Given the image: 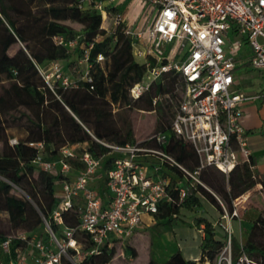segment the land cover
<instances>
[{
  "label": "trees",
  "instance_id": "obj_1",
  "mask_svg": "<svg viewBox=\"0 0 264 264\" xmlns=\"http://www.w3.org/2000/svg\"><path fill=\"white\" fill-rule=\"evenodd\" d=\"M113 10L107 8L110 14ZM100 19L99 11L82 10L77 0H0V264H8L27 245L13 237L7 254L1 243L8 237L23 232L28 240H41L49 247L50 236L44 220L58 238L62 237L61 228H75L79 224L78 205L62 212L60 226L53 222L52 212L59 201L55 185L61 176L45 172L33 163L40 151L45 159L51 160L63 146L86 144L85 149L93 157L104 158L102 170L106 171L113 157L107 155L108 149L98 141L133 144L137 140L130 111L154 112L161 96L174 99L177 104L183 83L175 71L163 73L139 97L130 95V89L146 74L147 65L134 59L132 40L121 25L109 31L100 27ZM73 24L81 28L77 30ZM55 36L65 40L78 37V42L70 48L57 44ZM99 54L102 61H97ZM56 61L64 63L63 70L71 74L73 85L64 87L55 82L52 89L48 86L38 68L45 69ZM158 122L161 129L153 134L167 132L170 122L161 119ZM11 129H18V133L10 134ZM149 137L141 140L142 145L155 147L153 141L147 140ZM12 138L15 142L11 144ZM39 142L42 148L31 145ZM162 149L189 169L197 164L194 152L185 144L171 141ZM81 152L82 149L77 150L78 154ZM71 163L80 167L75 161ZM160 171L171 177V186L189 187L177 168L165 165ZM217 173L221 174L222 182ZM33 175L36 180H26ZM200 178L206 187H189L182 201L173 191L172 201L159 205L155 219H166L169 225L166 230L171 229L172 220L179 218L182 211L198 210L203 204L220 212L222 218L221 199L231 213L232 201L258 184L264 201V179L245 163L237 164L229 175L206 168ZM13 185L30 200L13 194ZM261 207L245 244L234 234L229 236L219 219L211 222L199 216L196 225L202 226L203 238L198 261L185 259L176 251L165 262L151 258L147 264H218L228 239L231 264H264V206ZM41 233L45 235L40 237ZM257 235L259 242H255ZM75 239L83 253L93 247L90 237L83 232H76ZM117 241L113 240L112 245L104 243L99 253L85 255L78 264H109ZM73 253L69 250V254ZM61 264L70 262L62 257Z\"/></svg>",
  "mask_w": 264,
  "mask_h": 264
},
{
  "label": "built area",
  "instance_id": "obj_2",
  "mask_svg": "<svg viewBox=\"0 0 264 264\" xmlns=\"http://www.w3.org/2000/svg\"><path fill=\"white\" fill-rule=\"evenodd\" d=\"M114 1L77 0V6L82 10L93 8L105 17L110 14L107 8L112 7L114 26L121 25L133 46L140 48L135 55L147 65V71L130 89L133 98L139 97L165 72L175 71L180 75L183 85L169 129L147 139L155 147L142 145V141L133 144L98 141L108 149L107 155L113 157L106 171L102 170L104 158L93 157L85 147L78 154V146H63L51 160L45 159L40 151L33 163L45 172L61 176L56 183L60 190L51 216L53 222L60 226L62 212L74 205L80 209V221L75 228H61L62 237L58 238L44 220L50 236L49 247L41 240H28L23 232L8 237L1 243L7 254L13 237L27 244L8 264H61L62 257L70 264H78L85 255L99 253L104 243L112 245L113 240H126L141 232L147 226L146 218L153 222L159 205L172 201L173 191L182 201L189 187H206L200 178L204 169L213 168L225 175L239 163L254 169L247 133L242 126L243 107L264 98V92L247 95L232 87L236 83L238 62L246 63L247 68L264 78V0H142L146 10L141 22L122 4L114 5ZM147 14L153 17L144 24ZM54 41L74 48L78 37L65 40L55 36ZM169 43H173L172 47L165 54ZM102 60L99 54L97 61ZM38 71L51 89L55 82L64 87L74 84L71 75L57 61ZM146 77L149 82L145 81ZM171 141L192 149L197 159L193 169L162 149ZM31 145L42 148L40 142ZM165 165L177 168L189 187L171 186L170 176L160 171ZM96 179L104 180L105 193L92 185ZM222 207V218L237 215L236 208L229 213L223 204ZM221 225L230 236L231 229ZM76 232L90 237L93 243L90 250L81 251ZM227 247H230L229 239ZM69 250L74 253L69 254Z\"/></svg>",
  "mask_w": 264,
  "mask_h": 264
},
{
  "label": "rangeland",
  "instance_id": "obj_3",
  "mask_svg": "<svg viewBox=\"0 0 264 264\" xmlns=\"http://www.w3.org/2000/svg\"><path fill=\"white\" fill-rule=\"evenodd\" d=\"M127 8V11L131 13V16L137 18L140 22L143 18V13L146 10L142 0H115L114 5H120ZM126 10V9H125ZM153 17V14H152ZM151 16H145L144 24L146 21H150ZM74 28L79 30L81 28L78 24H73ZM103 26L107 30H111L114 26L113 16L108 15L103 21ZM173 43L166 45L165 54L169 52ZM140 49L138 46L135 48L132 45V54L136 61L143 62V60L135 55V52ZM186 51V48L184 52ZM62 67L63 63L59 62ZM82 67V65H80ZM48 67V66H47ZM46 67V68H47ZM64 67V66H63ZM246 79V76L243 77ZM155 80L154 82H157ZM146 82L149 79L145 78ZM242 91H247L248 88L244 86L240 87ZM178 93V92H177ZM157 104L155 106L156 111L146 112V111H130V115L133 122V132L134 137L137 141H141L149 137L154 132L161 129V124L158 119H161L164 123H169L173 115V110L175 107V101L168 99V97H158ZM18 129H11L10 134H17ZM40 134L38 133L37 140L39 141ZM15 140L10 139L9 143H14ZM219 181L222 182L221 174L217 173ZM27 181L36 180V175L33 177H27ZM227 183V181H226ZM92 185L99 192H104V182L100 179H96L92 182ZM56 187V194L59 193V186ZM12 193L21 198L30 200L24 191L19 187L13 185ZM221 199V198H220ZM224 206L227 209L226 202L221 199ZM234 204L235 207H234ZM261 206H264V201H262V195L258 191V187H254L251 190L243 193L232 201V211L233 208L237 209V215L233 218H219L220 212L208 207L203 204L201 209L198 210H185V216L180 215L179 218L172 220L171 229L166 230L169 227L166 224L167 220L159 221L158 223H153L149 227H143L144 229L140 233L134 234L131 238L126 240H119L114 245V256L109 264H147L149 259H154L157 262H165L173 253L180 251L185 258H194L200 253V236L202 234L201 227L196 225V220L199 216H204L208 218L211 222H215L219 219L220 223L231 229V234H234L242 244L248 241V234H242L241 226L245 222H253L259 216L261 212ZM197 211V212H196ZM242 224V225H241ZM45 234L41 233L40 237ZM261 236V235H260ZM262 237V236H261ZM38 239V238H37ZM259 236L255 238V242H259ZM32 255L34 253H31ZM218 264H231L230 263V247H226L220 254Z\"/></svg>",
  "mask_w": 264,
  "mask_h": 264
},
{
  "label": "crops",
  "instance_id": "obj_4",
  "mask_svg": "<svg viewBox=\"0 0 264 264\" xmlns=\"http://www.w3.org/2000/svg\"><path fill=\"white\" fill-rule=\"evenodd\" d=\"M106 18L107 17H105V16H101L100 27L107 30V28L103 26V21ZM63 66H64V63H63ZM63 66H62V68H63ZM65 73H67V72H65ZM67 74H69V73H67ZM235 74H236V83L232 87V89L234 91L242 92V93H245L247 95H255V94H260L261 92H264V78H262L256 71H253V70L247 68L246 63L238 62L236 65ZM244 76H246V79L243 78ZM241 86L248 88V90L242 91L240 89ZM243 110H244V115L242 118V126L247 133L248 145H249V148H250L251 154H252L251 155V162H253V166H254L253 170H255L261 176V178L264 179V98H259V99L255 100L254 102L246 104L243 107ZM75 145L78 146L77 150L86 146V144H75ZM171 173L170 174L172 176L177 177V175L175 173H173V172H171ZM100 180H102L104 182L103 179H100ZM257 187H258V189H260L261 184H258ZM104 189H105V186H104ZM102 193H105V190ZM180 215L185 216L184 211H182ZM153 219H154L153 222H149L148 218H146V222H147L146 227H149L153 223L159 222V220L155 219V215L153 216ZM252 223L253 222H245L243 224V226H241L242 229H244V231H242L243 235L248 234ZM200 227L202 228V226H200ZM137 233H140V232H137ZM200 237H201L200 238V242H201V240L203 238V233L201 234ZM200 249H201V247H200ZM200 253H201V250H200ZM200 253L198 256H196L192 259L185 258V257L184 258L188 259V260L198 261V259L200 257Z\"/></svg>",
  "mask_w": 264,
  "mask_h": 264
}]
</instances>
